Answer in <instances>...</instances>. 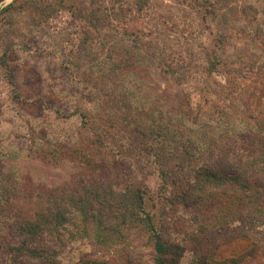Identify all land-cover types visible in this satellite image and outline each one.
Listing matches in <instances>:
<instances>
[{
	"label": "rangeland",
	"instance_id": "1",
	"mask_svg": "<svg viewBox=\"0 0 264 264\" xmlns=\"http://www.w3.org/2000/svg\"><path fill=\"white\" fill-rule=\"evenodd\" d=\"M141 1L70 0L71 8L64 9L60 0H21L0 14V57L3 46L12 49L7 57L12 77L0 64V190L12 187L19 195L12 208L0 199V264H12L3 247L10 242L13 219L31 214L38 200L62 189L135 180L148 189L149 210L160 213L156 168L133 133V123H149L153 113L145 94L158 99L152 118L180 123L184 129L179 133H241L264 140V0H145L144 6ZM12 2L0 3V12ZM46 2L56 3L55 10L46 9ZM138 4L142 11H136ZM93 8L109 15L110 42L135 46L142 54L140 70L117 72L120 86L110 85L102 75L124 57L119 53L109 59L96 33L89 32L83 14ZM220 34L226 60L209 74ZM91 47L95 59L85 64L77 59ZM63 60L78 65L77 71L73 65V75L65 71ZM145 66L143 80L138 72ZM168 70L177 72L175 77L164 73ZM149 78L160 90L167 89L170 99L151 92ZM126 87L132 94L128 104L116 97L124 99ZM94 133L106 138L104 147L90 144ZM159 217L178 229L179 236L185 234L182 213L166 208ZM209 237L203 247L186 244L179 264H199L205 252L214 251L222 260L248 250L254 256L243 264H264V226L259 223L254 229L237 224L216 229ZM92 258L106 264H143L126 250L96 249L81 241L68 243L56 264Z\"/></svg>",
	"mask_w": 264,
	"mask_h": 264
},
{
	"label": "trees",
	"instance_id": "2",
	"mask_svg": "<svg viewBox=\"0 0 264 264\" xmlns=\"http://www.w3.org/2000/svg\"><path fill=\"white\" fill-rule=\"evenodd\" d=\"M4 1L0 0V3ZM18 1L21 0H13L6 5L0 14L13 9V4ZM69 1L60 0V6L70 9ZM145 2L142 0L139 4L144 6ZM38 4L41 8L44 6L42 2ZM56 5L46 2L45 7L52 12ZM140 5L136 8L138 12L143 9ZM209 8V5L203 6L207 12ZM108 17L98 8L86 10L83 14L85 24L91 29L89 32L96 33L109 59L113 61V57L119 53L124 57L117 63L113 61L112 67L102 74L110 85H118L117 72L125 70L121 74L125 75L128 69L140 70L142 54L135 46L110 42V35L113 34L109 31L111 24ZM2 48L0 64L12 77L7 64L12 49L8 45ZM93 55L91 47L82 50L77 59L83 60L85 64L95 59ZM225 55V37L220 34L212 52V62L207 68L209 74L219 70L226 60ZM64 61L63 68L73 75V65L76 67L74 71H77L78 65L70 60ZM149 62L150 59L147 60L150 67ZM147 67L138 72L139 76H144L143 80L147 79ZM164 73H171L175 77L177 72L168 70ZM176 81L179 82L177 78ZM149 84L147 88L151 92L158 91L159 98H165L166 101L170 99L167 89L160 90L157 81L153 83V79L149 78ZM124 89L127 90V87ZM124 95V99L116 97L128 104L127 100L132 97L130 90ZM144 98L148 100L146 103L153 113L150 114L149 123H133V133L156 168L158 194L162 203L160 213L149 210L148 189L135 180L120 185L109 182L84 183L62 189L55 195L38 200L31 214L13 219L9 227L10 242L7 240L3 247L12 264H56L60 251L68 243L77 241L96 249L126 250L143 264H179L186 244L203 247L216 229L236 224L242 228L245 225L251 226L253 229L258 227V223L264 226V140L241 133H235L236 137L179 133L184 129L178 126L180 123L174 124L170 120L167 125L152 118L158 99H152L146 94ZM57 116L67 119V116L59 112ZM80 117L85 119L87 115L81 113ZM199 123L197 117L196 125ZM104 141L106 138L102 134L94 133L90 144L104 147ZM248 142L251 147L247 148ZM18 196L12 187L4 186L0 190V199L6 208H12ZM166 208L172 213L183 214L185 219L181 227L184 228V235L180 233L182 236H179L176 233L178 229L161 221L159 215L163 216ZM234 229L237 230V227ZM204 255L203 262L199 264H243L254 256L249 250L237 257L222 260L215 257L214 251L205 252ZM80 264L106 262L92 258Z\"/></svg>",
	"mask_w": 264,
	"mask_h": 264
}]
</instances>
